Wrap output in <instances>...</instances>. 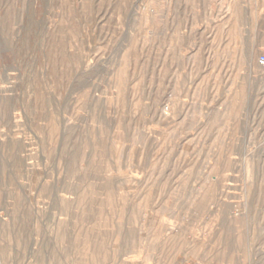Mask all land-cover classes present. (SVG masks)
Segmentation results:
<instances>
[{"label":"rangeland","instance_id":"rangeland-1","mask_svg":"<svg viewBox=\"0 0 264 264\" xmlns=\"http://www.w3.org/2000/svg\"><path fill=\"white\" fill-rule=\"evenodd\" d=\"M264 0H0V264H264Z\"/></svg>","mask_w":264,"mask_h":264},{"label":"built area","instance_id":"built-area-1","mask_svg":"<svg viewBox=\"0 0 264 264\" xmlns=\"http://www.w3.org/2000/svg\"><path fill=\"white\" fill-rule=\"evenodd\" d=\"M258 63L264 68V54L260 55Z\"/></svg>","mask_w":264,"mask_h":264}]
</instances>
